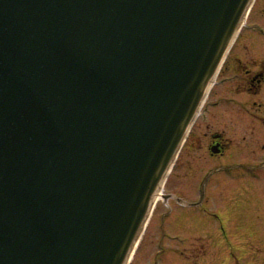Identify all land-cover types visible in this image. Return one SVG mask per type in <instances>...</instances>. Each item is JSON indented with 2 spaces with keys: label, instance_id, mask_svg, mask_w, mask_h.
<instances>
[{
  "label": "water",
  "instance_id": "95a60500",
  "mask_svg": "<svg viewBox=\"0 0 264 264\" xmlns=\"http://www.w3.org/2000/svg\"><path fill=\"white\" fill-rule=\"evenodd\" d=\"M253 0H0V264H128Z\"/></svg>",
  "mask_w": 264,
  "mask_h": 264
},
{
  "label": "rangeland",
  "instance_id": "374dc122",
  "mask_svg": "<svg viewBox=\"0 0 264 264\" xmlns=\"http://www.w3.org/2000/svg\"><path fill=\"white\" fill-rule=\"evenodd\" d=\"M252 16L260 20L264 25V11L261 8L252 13ZM246 43L249 45L246 46ZM227 58L222 75H229L230 78L236 79L233 77L235 75L233 72L237 69L236 82L241 83L240 85L248 79L249 75L253 76L259 69L264 71V32L246 28L236 46L228 53ZM233 63L237 64V66L233 67ZM230 67L232 69H229ZM237 88H243V86ZM251 88L252 91L244 90L234 93L237 98L243 100L242 104L227 103L226 101L221 104L224 107L226 105L235 106L238 109L235 114L240 115L241 124H235L231 128L227 126V131L230 130V136L235 140H239L236 143V156L232 157V159L230 158L231 161L235 160L238 162L232 164L229 169L235 170L241 175L252 171H264V122L246 114L247 107L254 109V113L258 112V108H264V82ZM219 90L224 91L225 87H219ZM220 108L215 112H220ZM261 111L264 114V110L261 109ZM224 121L228 122V120ZM212 122L214 129H220L221 125L219 123H223L219 120V115H216V119L212 118ZM200 125H197L196 133L192 134L191 139H198L199 137L206 143L210 136L202 133L204 127ZM246 139H252L254 142L245 141ZM181 158H183L182 163L184 161L185 163L175 170L166 192L187 196L196 193L197 178L203 175L206 168L212 162L217 161L218 158L211 157L208 152H204L202 149L190 153L188 146L185 147ZM240 190H243V188L240 187ZM217 204H219L218 197L216 198ZM225 206L227 208L228 204ZM246 207L249 211H242L239 220H237L238 217L228 214L231 228H234L235 235L238 237L235 242L226 243L223 252L222 249L220 252L219 245L216 244L215 235L218 232L217 228H214L212 224L207 225L206 222L203 224L199 219L184 218L178 228L184 231V234L192 235L193 238L190 241L183 244L170 241L157 243L154 241L155 237H153L155 233L153 232L152 234L151 232L155 230L156 220L152 221L150 229L146 233L148 237L143 240L136 254H133L130 264H264V204H260L258 208L257 206L249 208L247 205ZM164 208L169 209L170 204L165 205ZM247 214L250 217L247 218ZM187 226H193V230L189 232L186 229ZM215 226H218V223H215ZM201 235L204 236V243L201 242ZM204 252H206V257L209 261H206ZM215 253L218 254L213 255Z\"/></svg>",
  "mask_w": 264,
  "mask_h": 264
},
{
  "label": "flooded vegetation",
  "instance_id": "af4514ba",
  "mask_svg": "<svg viewBox=\"0 0 264 264\" xmlns=\"http://www.w3.org/2000/svg\"><path fill=\"white\" fill-rule=\"evenodd\" d=\"M260 8L264 11V0H254L247 14L245 23L243 24L244 26L241 27L231 49L236 46V43L246 28H252L264 32V25L262 22L253 18L254 14L252 16V13ZM249 18L251 20L250 22ZM247 45L249 44L246 43V46ZM227 56L202 105L200 113L192 124L188 135L180 148L178 156L172 165L170 173L164 183L162 194L158 197L154 205L144 233L137 245L136 252L141 247L143 240L148 237V234L146 233L148 229H150L152 221L156 220L157 221L154 225L155 230L151 231L152 234L153 232L155 233L153 235V237H155V242L165 243L170 241L183 244L190 241L191 238H193L192 235L184 234L185 232L178 228L184 218L199 219L201 223L205 224L206 222L207 225L212 224L214 228H217L218 233L215 235V240L216 244L219 245L218 248H220V252L221 249L223 252L225 250V244L235 242V239L238 237L235 235L234 228H231L228 214H230V216L234 215V217H238V219H236L239 220L242 211H249L246 205L249 206V208H251V206L252 208L256 206L258 208L260 204H264V171H252L248 174L241 175L239 172L229 169L232 164L238 162L235 160L231 161V159L236 156V143H238L239 140H235L230 136L231 131H227V126L231 128L235 124L240 125L241 120L240 115L235 114L238 110L235 106L226 105L224 107L221 105L224 101L227 103L234 102L242 104L243 100L237 98L234 93L244 90L252 91L251 87L258 86L264 82V71L259 69L253 74V76L249 75L248 79L240 85L241 83L236 82L237 69L233 72V74L235 73L233 77L236 79H232V77L230 78L229 75H222L227 63ZM232 66L235 67L237 64L233 63ZM229 69H232V67ZM242 86L243 88H237ZM219 87H225V90L220 91ZM218 108H220V112H215ZM231 109H233V111H231ZM261 109L264 110V108ZM261 109L258 108V112L254 113V109L247 107L246 114L250 116L252 115L255 119L264 122V114ZM216 115H219V120L224 123V125L223 123H219L221 125L220 129H214L212 127V118L216 119ZM224 120H228V122H225ZM199 121L202 122L199 123ZM198 124H201L200 126L204 127L202 133L210 136L206 143H204L199 137L198 139H191L192 134L194 132L196 133V127ZM247 140L249 142H254L252 139H246L245 141ZM187 146L190 153L202 149L204 152H208L211 157H214L215 159L218 158V160L212 162L211 165L206 168L205 173L197 178L195 186L196 193L185 196L178 193L166 192L175 170L185 163V161L182 163L183 158H181V155ZM228 159L230 160L227 161ZM240 187H242L243 190H240ZM217 197L219 198V204L216 205ZM168 204H170V208L165 209L164 206ZM226 204H228L227 208L225 206ZM248 217L250 216L248 215L247 218ZM215 223H218V226H215ZM186 229L191 232L193 226H187ZM201 237V242L204 243V236L201 235ZM231 253L234 254L233 251H231ZM216 254L218 253L213 255ZM204 256L206 257V252H204ZM206 261H209L207 257Z\"/></svg>",
  "mask_w": 264,
  "mask_h": 264
},
{
  "label": "bare ground",
  "instance_id": "6f19581e",
  "mask_svg": "<svg viewBox=\"0 0 264 264\" xmlns=\"http://www.w3.org/2000/svg\"><path fill=\"white\" fill-rule=\"evenodd\" d=\"M168 175H169V173H168ZM164 186V185H163ZM141 237V236H140Z\"/></svg>",
  "mask_w": 264,
  "mask_h": 264
}]
</instances>
